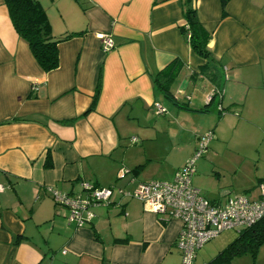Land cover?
I'll return each mask as SVG.
<instances>
[{
    "label": "crops",
    "instance_id": "0c3cea01",
    "mask_svg": "<svg viewBox=\"0 0 264 264\" xmlns=\"http://www.w3.org/2000/svg\"><path fill=\"white\" fill-rule=\"evenodd\" d=\"M37 1L52 34L72 36L58 44V67L44 72L0 0V264H180L178 219L115 194L77 227L46 189L77 193L85 180L131 191L169 155L170 181L198 135L264 124V0H228L225 13L220 0H195L222 76V96L210 101L216 83L180 32V0ZM98 32L111 34V50ZM175 58L182 68L169 100L154 75ZM192 184L212 201L230 193Z\"/></svg>",
    "mask_w": 264,
    "mask_h": 264
},
{
    "label": "built area",
    "instance_id": "2783aa9c",
    "mask_svg": "<svg viewBox=\"0 0 264 264\" xmlns=\"http://www.w3.org/2000/svg\"><path fill=\"white\" fill-rule=\"evenodd\" d=\"M95 36L104 52L114 47L110 33L98 32ZM221 96L222 91L214 88L207 98L210 101L212 97ZM217 109L222 112L220 104ZM165 111L160 102L154 103L155 114ZM197 139V149L192 158L175 171L170 181L140 182L133 190L127 191L114 185L102 187L83 180L77 193H65L51 187L46 190L56 205L66 209L67 221L77 227L90 222L95 216L93 209L109 205L115 194L120 198L137 199L146 210L156 214L176 218L181 222L175 242L181 257L180 264H194L196 251L221 232L230 229L238 231L264 218V185H259L254 197L224 194L218 201L209 200L193 186L195 162L206 152L212 133L200 134ZM126 172V169H121L119 176Z\"/></svg>",
    "mask_w": 264,
    "mask_h": 264
},
{
    "label": "rangeland",
    "instance_id": "374dc122",
    "mask_svg": "<svg viewBox=\"0 0 264 264\" xmlns=\"http://www.w3.org/2000/svg\"><path fill=\"white\" fill-rule=\"evenodd\" d=\"M162 138L161 143L159 136L155 141L158 148L159 143L162 146L165 145ZM207 146L206 152L195 162L196 172L192 180L195 182L199 178L202 185L216 191L219 188L227 189L230 192L228 195L242 193L248 197H254L259 185H264V124L260 127L245 124L221 125ZM171 160L170 155L169 159L163 157L157 159L155 165L152 163L142 177L144 180L170 179L171 171L168 169L167 162ZM164 168L166 170L163 173ZM237 234L236 230H225L206 242L197 250L194 264H212L216 255L234 240ZM223 264H264V243L254 254L245 252Z\"/></svg>",
    "mask_w": 264,
    "mask_h": 264
},
{
    "label": "trees",
    "instance_id": "16d2710c",
    "mask_svg": "<svg viewBox=\"0 0 264 264\" xmlns=\"http://www.w3.org/2000/svg\"><path fill=\"white\" fill-rule=\"evenodd\" d=\"M227 2L228 0H220L223 13H225ZM4 3L15 31L28 43L30 52L39 67L44 72L56 69L59 65L58 44L61 41L69 39L72 33L55 37L52 34L45 11L37 0H4ZM180 3L183 16V23L179 26L180 32L191 49L197 55L206 59V64L203 66L201 74L216 83L215 89L221 90V71L214 62L212 53L208 47L210 33L199 21L195 0H180ZM181 68L182 62L178 58H175L154 75L156 90L169 100L173 98L170 86ZM95 99L96 95L94 96L92 106L88 108L85 114L92 110ZM219 113L222 114L220 111ZM45 165L47 167L51 165L49 156H47ZM237 232L238 234L235 239L216 255L212 264H223V262L229 261L234 256L245 252L254 254L258 247L264 243V218L253 225L239 229Z\"/></svg>",
    "mask_w": 264,
    "mask_h": 264
}]
</instances>
